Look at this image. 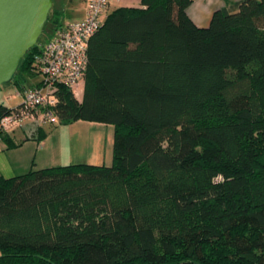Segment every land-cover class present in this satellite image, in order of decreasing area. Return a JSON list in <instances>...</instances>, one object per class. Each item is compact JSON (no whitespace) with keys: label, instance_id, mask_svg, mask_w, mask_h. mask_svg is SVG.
<instances>
[{"label":"trees","instance_id":"16d2710c","mask_svg":"<svg viewBox=\"0 0 264 264\" xmlns=\"http://www.w3.org/2000/svg\"><path fill=\"white\" fill-rule=\"evenodd\" d=\"M193 1L107 13L81 101L60 84L48 110L113 125L112 164L0 176V264H264V0L232 2L206 28ZM47 25L50 38L58 10ZM39 44L10 82L22 92Z\"/></svg>","mask_w":264,"mask_h":264},{"label":"rangeland","instance_id":"374dc122","mask_svg":"<svg viewBox=\"0 0 264 264\" xmlns=\"http://www.w3.org/2000/svg\"><path fill=\"white\" fill-rule=\"evenodd\" d=\"M53 7L59 11V18L62 25L70 21L81 19L85 13L87 0H52ZM130 6L140 7V0H119L116 6H111L108 13L115 8ZM107 13L102 16L105 19ZM51 34V27H44L42 35L38 39L41 45L47 41ZM34 72V70L32 71ZM42 80V76L34 72L31 76H26L23 82L24 87L38 85ZM82 84V81H80ZM78 87L74 89L76 99ZM23 92L12 83H6L0 86V105L9 109L16 108L21 103ZM14 110V109H13ZM27 128V135L33 141H26L22 137L21 129ZM37 122L27 121L16 130L12 139L18 144L12 148V152L6 154L7 160L13 163L14 155L20 156L24 154L27 158V165L24 169L15 168L18 175H22L31 169H44L57 166H67L74 164L104 165L112 164V148L114 126L111 124L94 123L78 121L68 124L46 123L40 128L45 132L46 138L37 140ZM20 129V130H17ZM13 130V131H14ZM13 134V133H11ZM36 135V136H35ZM21 139V140H20ZM31 139V140H32ZM26 143V144H25ZM25 144L19 147V145ZM38 148V149H37ZM10 149L7 144L0 141V150ZM3 156V155H2ZM4 159V156H3Z\"/></svg>","mask_w":264,"mask_h":264},{"label":"built area","instance_id":"2783aa9c","mask_svg":"<svg viewBox=\"0 0 264 264\" xmlns=\"http://www.w3.org/2000/svg\"><path fill=\"white\" fill-rule=\"evenodd\" d=\"M119 0H87L85 17L58 27L34 55L33 69L42 76L41 82L24 90L17 110L2 117L0 130L12 133L23 123H56L48 110L54 103L56 86L63 84L74 93L87 64V45L100 29L102 16Z\"/></svg>","mask_w":264,"mask_h":264},{"label":"water","instance_id":"95a60500","mask_svg":"<svg viewBox=\"0 0 264 264\" xmlns=\"http://www.w3.org/2000/svg\"><path fill=\"white\" fill-rule=\"evenodd\" d=\"M52 7V0H0V86L11 82L26 53L39 44Z\"/></svg>","mask_w":264,"mask_h":264},{"label":"crops","instance_id":"0c3cea01","mask_svg":"<svg viewBox=\"0 0 264 264\" xmlns=\"http://www.w3.org/2000/svg\"><path fill=\"white\" fill-rule=\"evenodd\" d=\"M238 1H241V0H194L190 4V6L187 8L186 12H187L188 17L197 27L206 28L208 27L212 14L215 11L226 8L230 5V3L238 2ZM123 7H130V6H123ZM86 9H87V6H86ZM86 9H85V13H86ZM85 13L81 19L85 17ZM73 21H76V20H73ZM73 21H70V22H73ZM33 86L34 85L30 87H26L25 89L31 88ZM82 95H83V83L82 84L79 83L77 100L81 101ZM37 124L39 127L41 125H44V124H39V123ZM17 130H20V129H17ZM15 131L16 130L12 132L13 134L10 133L9 135L13 137L14 135H16L14 134L16 133ZM26 131L28 132L27 128L21 129L20 132L22 133V137H23L21 139H24L26 141H33L34 137L30 138L27 135V133H25ZM25 144L19 145V147L24 146ZM41 144H43V141ZM11 150H14V149L11 148L5 151L0 150V176L2 177L9 178V177L17 176L15 172V168L24 169V167H26L25 165H27V158L24 154H21L20 156L14 155L13 163L9 162L7 160L6 154H8L9 152H12ZM2 155L4 156V159Z\"/></svg>","mask_w":264,"mask_h":264},{"label":"clouds","instance_id":"9594fccd","mask_svg":"<svg viewBox=\"0 0 264 264\" xmlns=\"http://www.w3.org/2000/svg\"><path fill=\"white\" fill-rule=\"evenodd\" d=\"M218 178H222V177H218Z\"/></svg>","mask_w":264,"mask_h":264}]
</instances>
